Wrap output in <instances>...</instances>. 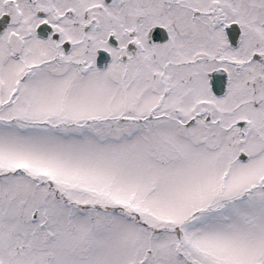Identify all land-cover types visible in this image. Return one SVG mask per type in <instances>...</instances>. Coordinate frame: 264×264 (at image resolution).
I'll return each mask as SVG.
<instances>
[{
    "label": "snow or ice",
    "instance_id": "1",
    "mask_svg": "<svg viewBox=\"0 0 264 264\" xmlns=\"http://www.w3.org/2000/svg\"><path fill=\"white\" fill-rule=\"evenodd\" d=\"M0 264H264V0H0Z\"/></svg>",
    "mask_w": 264,
    "mask_h": 264
}]
</instances>
